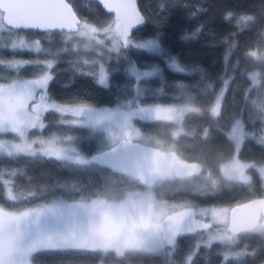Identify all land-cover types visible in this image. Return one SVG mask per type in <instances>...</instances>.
I'll use <instances>...</instances> for the list:
<instances>
[{"label": "trees", "instance_id": "1", "mask_svg": "<svg viewBox=\"0 0 264 264\" xmlns=\"http://www.w3.org/2000/svg\"><path fill=\"white\" fill-rule=\"evenodd\" d=\"M144 23L131 34L134 43L152 38L156 50L122 48L119 52L62 49L55 39L41 38L46 32L23 31L41 40L43 52L0 47V83L10 78H30L43 71L42 64L27 63L15 69L5 60H43L54 57L48 69L53 79L45 89L52 100L61 103L84 102L110 106L131 95L132 77L126 63L138 69L157 68L154 76L141 79L142 104L185 105L180 129L163 120H134L136 128L158 147L174 150L181 158L200 163L207 178L160 182L161 199L185 204L230 206L258 196L262 183L254 167L247 180L237 182L222 177L219 166L233 154L237 160L264 165V0H135ZM78 18L95 27L107 25L112 17L94 0H68ZM230 14V15H229ZM51 36L55 31L47 32ZM108 73L107 87L85 73V60H93L96 50ZM106 53V58L104 53ZM184 69L170 67L172 61ZM2 62V63H1ZM226 70V78L220 77ZM255 73L252 83L249 74ZM214 98L217 114H211ZM234 118L242 124L244 136L235 147L225 131ZM42 136L69 135L73 146L85 156L98 151L96 136L80 125L60 122L54 111L43 113ZM200 172V173H201ZM125 179L126 187H141L123 175L82 162L64 163L54 157L0 155V207L19 210L50 200L95 197L113 192ZM194 246L193 236H183L168 257L144 251L51 247L34 250L32 264H261L264 262V231L241 232L233 249L245 251L240 257H224L225 246L216 241Z\"/></svg>", "mask_w": 264, "mask_h": 264}, {"label": "rangeland", "instance_id": "2", "mask_svg": "<svg viewBox=\"0 0 264 264\" xmlns=\"http://www.w3.org/2000/svg\"><path fill=\"white\" fill-rule=\"evenodd\" d=\"M81 23L84 22L81 21ZM107 25L100 28L96 27L98 32L95 39L80 36L75 32L57 31L52 36L46 32L41 38L45 40L55 39L61 49L68 43L67 47L73 50H87L97 45L101 46V50L105 48L108 51L111 48V41L102 31ZM21 40L24 41V48L20 47ZM148 40L155 41L152 38H146L137 41V43H144ZM36 41H39L38 51L35 48ZM97 41H103V43H97ZM13 44L16 45L15 48H13ZM0 47L28 50L34 54L44 53L40 39L26 36L23 31H14L6 27L0 29ZM101 50L95 51L96 56L93 60H85L87 65L93 63V66L87 68L85 73L92 75L97 83L100 68L104 67L106 71L103 62L97 59ZM54 60V57L46 58L44 61L38 59L5 60L1 63L13 69L24 65V62L43 65V71L34 77L27 79L12 77L5 83L37 79L45 72L49 73L47 62L53 63ZM13 61L17 62L19 66L13 67L11 65ZM125 65L127 73L132 77L131 95L110 106H95L84 102H57L48 97L45 89L39 88L36 89V96L38 95L39 98V95L43 94L46 97L45 102L49 104L55 103L66 106L84 104L85 110L78 116L72 113L62 115L54 109L48 111H54L59 116L61 123L88 128L91 134L96 136L97 150L110 146L119 138H129L158 147L155 142L136 128L134 120L151 118L170 122L174 126L172 133L176 134L180 129L182 114L190 108L185 105L142 104L140 98L144 94V87L132 73V68L135 66L130 63ZM136 69L139 72L151 70ZM249 76L251 82L254 83L256 74L250 73ZM35 101V98L29 102L27 97H14L7 93L0 95V155L54 157L64 163L86 160L87 156L73 146L72 138L69 135L42 136L38 133L44 126L43 110L39 108L38 113L41 114V120H37V113L29 110V105ZM88 109H92V111L89 112ZM225 133L233 141L235 147L239 146L244 136L240 120L234 118ZM231 163L238 165L237 171L232 176L227 173V166ZM249 167H254L260 174L263 165L239 161L233 154L219 166V172L222 177L243 182L247 180ZM198 176L207 178L206 173L203 172ZM118 183L121 184L107 195L90 198L80 197L72 200L57 198L19 210L0 207V264H32L30 255L34 250L51 247L110 249L117 254L125 250H134L152 252L167 258L172 247L164 246L155 223L164 215L185 206L192 207L198 217L211 224L209 229L193 236L194 246L187 255L186 262L197 245H207L216 241L228 249V252L224 251V257L238 258L245 253L240 249H233L238 240V234H231L225 229L226 213L229 206L190 205L179 201L161 199L157 195V192L162 189L160 182L150 187H126L127 182L122 178L119 179ZM254 232L258 231L255 230Z\"/></svg>", "mask_w": 264, "mask_h": 264}, {"label": "water", "instance_id": "3", "mask_svg": "<svg viewBox=\"0 0 264 264\" xmlns=\"http://www.w3.org/2000/svg\"><path fill=\"white\" fill-rule=\"evenodd\" d=\"M94 1L105 14L111 15L112 20L115 18V13L108 12L103 4L100 3V0ZM43 2L44 0H0V11L19 15H32L39 11L32 6ZM66 2H68V0H66ZM109 2H111V0H109ZM141 16L143 18L142 14ZM141 25L135 27L130 34ZM5 27L17 31L11 29L7 25H5ZM29 31L69 32L67 29L63 31L58 29L51 31ZM226 74L227 72L225 70L216 80L221 84L224 78H226ZM38 105L39 98L37 95L36 101L29 105V110L38 113ZM217 106L218 99L214 98L211 109V114L214 116L217 114ZM86 162L97 167L105 168L112 173L128 177L143 187H150L156 181L161 180L187 179L197 176L201 172V165L199 162L185 160L174 150L161 149L129 138H119L110 146L89 154L86 158ZM227 169V173L233 175L237 171L238 165L237 163H231L227 166ZM259 175L264 186V165ZM257 225L264 230V197H253L229 206L226 213L225 224V229L229 233L237 234L240 232H247L254 229ZM155 226L163 239L164 246L170 247L178 238L207 229L210 224L208 221L197 218L193 208L183 207L163 216L156 222Z\"/></svg>", "mask_w": 264, "mask_h": 264}, {"label": "snow or ice", "instance_id": "4", "mask_svg": "<svg viewBox=\"0 0 264 264\" xmlns=\"http://www.w3.org/2000/svg\"><path fill=\"white\" fill-rule=\"evenodd\" d=\"M104 8L108 12L115 13V18L102 29L104 35L111 41L110 51L119 52L122 48L129 47L136 48H148L155 49L158 47L155 41L148 40L144 43H134L130 32L137 26L143 23V18L137 10L135 0H100ZM39 11L32 15H19L13 13H5L0 11V29H3L5 25L11 29L19 30H65L70 33L75 32L80 36H85L89 39H95L98 29L95 26L88 24L87 22L81 23L78 19L77 13L73 7L66 0H44L43 3L32 6ZM230 15V14H229ZM97 43H103V41H97ZM16 45L13 44V48ZM20 47L24 48V41H20ZM35 48L39 50V41L35 42ZM25 64L27 62H24ZM13 67L19 66L17 62H11ZM53 64L51 61L47 62V68L51 69ZM170 67L178 72H184L175 60L172 61ZM157 68H152L150 71L139 72L135 67L132 68V73L135 75L137 81H141L142 78L151 77L156 74ZM53 79L52 75L45 72L37 79L27 81H13L11 83H0V95L7 93L9 96L14 97H27L29 102L33 98L36 99V89H46L49 82ZM107 73L104 67L100 68L98 83L104 87H107ZM7 86V87H5ZM46 97L39 95V108L43 110V113L49 109H54L57 113L66 114L72 113L74 115H80L85 110V105L80 104L76 106L59 105L55 103H46ZM89 112L92 109H88ZM37 120H41V114L37 113ZM192 257H189L191 260Z\"/></svg>", "mask_w": 264, "mask_h": 264}, {"label": "flooded vegetation", "instance_id": "5", "mask_svg": "<svg viewBox=\"0 0 264 264\" xmlns=\"http://www.w3.org/2000/svg\"><path fill=\"white\" fill-rule=\"evenodd\" d=\"M151 119V118H150ZM150 119H147V120H150ZM160 148V147H159ZM162 149V148H161ZM234 175V174H233ZM198 176V175H197ZM232 176V175H231ZM260 176V175H259ZM195 177V176H194ZM190 178H192V177H190ZM190 178H187V179H190ZM247 178H248V176H247ZM226 179H229V178H226ZM174 180H181V179H174ZM261 180V179H260ZM162 181H166V180H161V181H156L152 186H155L158 182H162ZM246 181V180H245ZM245 181H243V182H245ZM237 182H239V181H237ZM261 183H262V181H261ZM255 197H264V186H263V184H262V190H261V193L258 195V196H255ZM253 198V197H252ZM248 199H250V198H248ZM248 199H246V200H248ZM199 205V204H198ZM185 207H190V206H185ZM183 208V207H182ZM192 208V207H191ZM194 210V209H193ZM194 214H195V216L197 217V218H200V217H198L197 215H196V213H195V211H194ZM165 216V215H164ZM200 219H202V220H204L203 218H200ZM206 221V220H205ZM209 223V222H208ZM156 224V223H155ZM210 224V223H209ZM210 226H211V224H210ZM210 226H209V228H210ZM259 226L257 225L254 229L255 230H257V231H264L263 229H261L260 227V229L258 228ZM209 228H207V229H209ZM207 229H204V230H202V231H196L194 234H192V235H185V236H194L195 234H197V233H200V232H203V231H205V230H207ZM255 230H250L251 232H254ZM248 232V231H247ZM241 233V232H240ZM240 233H237V234H240ZM181 238V237H180ZM179 239V238H178ZM178 239L176 240V242L178 241ZM175 242V243H176ZM175 243L172 245V246H170V247H172L173 248V246L175 245Z\"/></svg>", "mask_w": 264, "mask_h": 264}]
</instances>
